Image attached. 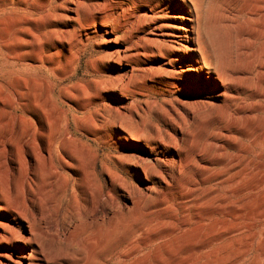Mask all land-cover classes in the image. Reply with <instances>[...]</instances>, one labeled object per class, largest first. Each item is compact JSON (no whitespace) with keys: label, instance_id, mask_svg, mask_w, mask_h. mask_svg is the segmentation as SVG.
I'll return each instance as SVG.
<instances>
[{"label":"rangeland","instance_id":"obj_1","mask_svg":"<svg viewBox=\"0 0 264 264\" xmlns=\"http://www.w3.org/2000/svg\"><path fill=\"white\" fill-rule=\"evenodd\" d=\"M198 9L208 50L226 52L229 86L220 99L206 90L205 104L189 101L177 134L186 150L171 158L151 154L143 126L127 118L143 77L133 63L157 57L166 25H195L191 2L0 0V264H264V0H201ZM105 94L125 102L108 115L125 116L129 134L81 114ZM62 137L86 142L75 154L81 177L88 160L96 172L108 167L107 211L76 204L75 187L44 163L39 141ZM156 157L177 166H161L153 184L134 163Z\"/></svg>","mask_w":264,"mask_h":264},{"label":"bare ground","instance_id":"obj_2","mask_svg":"<svg viewBox=\"0 0 264 264\" xmlns=\"http://www.w3.org/2000/svg\"><path fill=\"white\" fill-rule=\"evenodd\" d=\"M179 1L184 4L187 1L191 2L194 10L189 11L192 12V15L194 12L197 15L195 25L187 26L184 24L179 27L166 25L165 28L162 27L167 31L163 36L168 39L164 40V43L163 40L155 41L159 45L157 57L139 59L133 63V71L141 72L143 77L135 91L131 92L132 105L127 118L136 122L137 126H143V130L139 132V140L149 141L151 154L153 155H157L160 150L161 153L169 154L172 149L182 155L186 150V145L178 143L179 137L177 134H179L183 125L187 124L189 114L185 110L188 107H191L190 110L193 109L192 106H189V101L205 104V102L198 99L205 97L206 90L214 92L213 97L215 99H220L221 94H225L229 86V80L226 77L229 60L226 52L218 45L208 50L209 46L205 45L199 30L198 6L201 0ZM134 6L137 5L134 3ZM173 11L184 12L179 4L174 6ZM166 17L168 20L178 22L181 19V16L176 14ZM188 20L192 21V18H188ZM189 33L194 36H190ZM195 45L197 48L194 47ZM210 53H213V55H210ZM119 62H121L120 59ZM201 63H203V66L200 65ZM205 69L207 72H205ZM110 70H112L111 67H109ZM97 74L102 75V72ZM107 95L87 99L85 103H88V106L81 111V114L92 117L100 116L102 126L108 123V118H111L118 121L120 127L124 128L129 134L131 124L126 126L125 116L120 114L108 115L110 105H122L124 101L110 99ZM88 108H92V111L87 112ZM180 116H183L182 122L176 119ZM151 137H158L163 148L160 149L158 146L152 145L151 140H149ZM39 142L40 149L46 152V154H43L44 163L51 170H61L65 182L75 187V203L79 206H82L81 204H92L91 206L94 208H100L103 212L107 211L110 201L113 200V185L112 181L109 179L106 181V179H102V176L106 177L107 175L108 177V167L103 165L100 171L96 172L93 168L95 164L91 160H88L89 162L85 160L88 162L89 171L86 176L81 177L79 174V167L83 160L80 157L76 158L75 154L82 147H86V142L81 139H67L64 137L48 138ZM91 142L94 145L101 144L104 147L111 148L108 142H101L100 138L93 139ZM38 145L37 149L39 150ZM88 146L90 147V145ZM169 156L173 158L174 154H169ZM151 160L154 162L151 163ZM134 165L135 168L141 170L143 177L153 184L158 179H164L161 166L170 167L172 170L177 166L174 159H160L158 157L148 160L140 159ZM96 173L97 175H95ZM130 173L132 174L131 177H135L133 171ZM124 180L127 181V178L124 177ZM64 185L66 186L65 183ZM31 193L29 191L28 194ZM23 204L27 210L31 207L34 210V200L25 201ZM33 223H30L27 227L30 232L34 229Z\"/></svg>","mask_w":264,"mask_h":264}]
</instances>
